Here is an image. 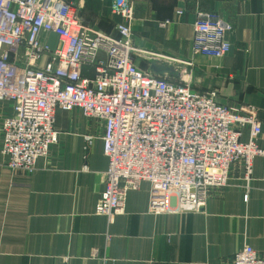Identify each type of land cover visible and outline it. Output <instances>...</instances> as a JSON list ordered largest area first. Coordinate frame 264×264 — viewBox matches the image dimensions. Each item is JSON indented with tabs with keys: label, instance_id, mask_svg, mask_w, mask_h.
Wrapping results in <instances>:
<instances>
[{
	"label": "crops",
	"instance_id": "crops-1",
	"mask_svg": "<svg viewBox=\"0 0 264 264\" xmlns=\"http://www.w3.org/2000/svg\"><path fill=\"white\" fill-rule=\"evenodd\" d=\"M70 1L87 26L117 35L122 18L114 0ZM132 1V40L144 52L137 64L198 91L216 90L224 104L255 106L264 147V0ZM198 10L216 11L233 25L225 56L193 52ZM82 72L95 75L89 63ZM12 115V103L0 99V264H232L246 244L264 257V157L254 158L249 188L244 161L236 159L227 183L209 186L198 211L151 213L144 181L110 223L95 212L109 165L105 120L80 108L57 110L58 142L28 173L9 167L1 152V124ZM241 140H249V128Z\"/></svg>",
	"mask_w": 264,
	"mask_h": 264
},
{
	"label": "built area",
	"instance_id": "built-area-1",
	"mask_svg": "<svg viewBox=\"0 0 264 264\" xmlns=\"http://www.w3.org/2000/svg\"><path fill=\"white\" fill-rule=\"evenodd\" d=\"M112 10L122 18L115 36L87 26L70 0H0V99L14 109L1 124L8 166L33 173L58 142L57 110L80 108L105 120L109 165L95 212L110 223L144 181L154 214L205 209L208 187L226 184L236 159L244 161L249 188L254 158L264 157L258 109L224 104L216 90L143 70L136 58L144 52L132 40L133 1L114 0ZM193 25L195 54L223 57L231 50L233 25L216 11L198 10ZM86 63L93 77L83 74ZM245 127L248 141L241 140ZM232 264H264V257L246 244Z\"/></svg>",
	"mask_w": 264,
	"mask_h": 264
},
{
	"label": "rangeland",
	"instance_id": "rangeland-1",
	"mask_svg": "<svg viewBox=\"0 0 264 264\" xmlns=\"http://www.w3.org/2000/svg\"><path fill=\"white\" fill-rule=\"evenodd\" d=\"M50 36V35H49ZM49 43L52 45V47H55L56 42H57V37L55 35H51L48 38Z\"/></svg>",
	"mask_w": 264,
	"mask_h": 264
}]
</instances>
